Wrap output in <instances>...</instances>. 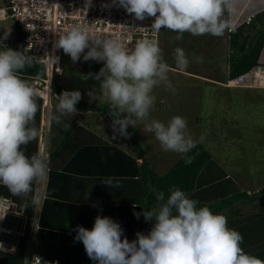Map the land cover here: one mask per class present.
Masks as SVG:
<instances>
[{
    "label": "clouds",
    "instance_id": "clouds-1",
    "mask_svg": "<svg viewBox=\"0 0 264 264\" xmlns=\"http://www.w3.org/2000/svg\"><path fill=\"white\" fill-rule=\"evenodd\" d=\"M91 3L87 0L86 7ZM236 3L237 0H113L137 20L154 17L151 28L159 32L165 27L176 32V40H181L185 32L222 37L236 31L232 19L237 14ZM91 31L73 26L59 34L55 47L63 49L74 63L86 49L84 61L105 62L94 76L97 80L103 78L101 95L94 91L88 95L92 100L102 102L106 98L110 103L114 133L128 137L129 126L145 121L143 130L152 133L165 152L184 155L185 163L190 165L195 157L186 154L203 143L204 136L194 140L182 116H174L166 124L150 119L157 100L154 90L163 86L173 94L176 91L158 41H137L129 51L117 39L93 36ZM8 35L5 32L3 39ZM194 59L203 62L202 57ZM174 61L180 70H187L191 63L180 47L174 50ZM33 63V57L4 48L0 42V184L22 198L33 192L35 183L47 180L49 172L46 156L37 153L29 158L22 148L40 136L35 126L39 91L19 75ZM58 97L57 114L50 119L69 132L68 121L78 112L76 105L82 95L80 91H64ZM123 113L127 116L122 118ZM114 180L112 177L104 182L119 188V182ZM170 193L166 198L164 192H155L158 206L144 212L145 220H155L148 235L137 233V240H122L119 223L97 216L91 230L78 228L76 239L83 242L88 257L98 264H264V260L245 252L241 246L244 237L228 226L225 215L214 213L208 206L198 208L199 202L180 188L173 187ZM40 203V197L33 195L32 206L38 209ZM135 215L139 218V213ZM25 264L29 261L25 260Z\"/></svg>",
    "mask_w": 264,
    "mask_h": 264
},
{
    "label": "trees",
    "instance_id": "trees-1",
    "mask_svg": "<svg viewBox=\"0 0 264 264\" xmlns=\"http://www.w3.org/2000/svg\"><path fill=\"white\" fill-rule=\"evenodd\" d=\"M236 8L237 14L232 19L237 28L236 31L228 33L230 52L227 57L229 64L227 80L244 74L257 66L264 65V0H237ZM39 73L44 74L43 68H37L33 64L32 67L21 71L19 75L21 79L31 82L30 76ZM53 89L57 94L53 98L52 114L54 116L56 115L54 105L59 102L58 96L68 90L60 83L58 75L54 77ZM37 103L38 112L35 117V126L41 132L42 99L40 97L37 98ZM76 107L99 112L103 116H107V114L113 116L110 113L111 105L109 102L89 103L80 100ZM70 124L71 129L73 127L83 129L77 123ZM59 128L60 126L51 119L48 128L50 140L56 139ZM84 130L92 137V140L86 141L81 151L86 153V158L94 162L97 161L92 179L99 180L101 178L104 181L114 177V183L118 181L120 187L115 188L105 184L108 194L99 200L87 203L86 206L75 202L70 197V203L75 204V208L84 209L85 207L84 210L89 211L92 215H97V211L100 210L98 213L102 215L100 217L111 218L114 222L120 224L123 230L121 239L127 238L129 242H132L138 239L137 233L148 235L155 225L154 219L145 220L144 217L145 211H151L158 206L155 192L162 191L167 198L171 194L170 189L177 187L185 191L189 198L197 200L199 202L198 208L208 206L214 213L225 215L228 226L239 231L244 237L241 246L245 252L264 260V187L255 192H249V190L243 188L217 161L204 143H198L195 148L186 154L195 157L190 165L185 163L183 155L165 174H161L152 167L151 159L147 155L150 146L142 144L137 127L129 126L127 131L130 135L128 137L121 136L124 145L105 141L90 129ZM73 131L65 132L63 138L68 139ZM39 138L29 143L32 146L33 155L39 151ZM55 153L56 149L54 150L52 146L50 148L49 143L47 190L40 208L39 228L37 229L36 250L41 255L40 264H98V261L90 259L86 252H58L57 254L50 252L51 242L61 244V242L69 239L63 238L61 232L60 235L56 236V233L53 232L52 223L47 220L48 216L54 214L60 217L68 215L67 208H61L62 202L60 199L55 200V192L52 189L55 186L52 178L63 176L65 172L64 169L61 171L53 169L52 161ZM0 188L6 189L7 187L0 184ZM1 189L0 197L9 196L20 207L24 206L28 212L32 211L31 199L33 192L26 198H22L13 196L8 190L1 191ZM52 206H54L53 209ZM54 210L57 211L54 212ZM136 213H139V218L135 215ZM92 221L94 222L89 223L88 227L94 226L95 219L93 218ZM73 224H76V222H73ZM54 227L62 228L63 226L61 224ZM29 239L28 229L26 235L21 237V256L24 254ZM31 242L34 244L33 239ZM8 252L0 248L1 256L6 255ZM18 263L22 264V261H18Z\"/></svg>",
    "mask_w": 264,
    "mask_h": 264
},
{
    "label": "rangeland",
    "instance_id": "rangeland-1",
    "mask_svg": "<svg viewBox=\"0 0 264 264\" xmlns=\"http://www.w3.org/2000/svg\"><path fill=\"white\" fill-rule=\"evenodd\" d=\"M228 33L215 37L193 36L185 32L181 40H176V32L162 27L159 46L163 50L164 60L170 66L169 76L176 91L173 94L163 86L154 90L157 100L150 119L166 124L174 116L184 117L188 133L193 139L198 141L204 136V145L217 161L243 188L255 192L264 187V89L226 87L212 79L191 77L186 73H202L227 83L228 78L224 76L227 77L229 66ZM11 35L14 40L3 47L18 51L17 34L12 32ZM177 47L182 48L191 61L187 70H180L175 65L174 50ZM61 57L63 72L59 81L68 91H80L81 100L89 103H108L106 98L100 102L99 99L92 100L88 95L90 91L101 95L100 84L103 78L97 80L94 76L104 67L105 62L84 61L81 55L80 60L74 63L63 49ZM194 57H202L203 62L197 63ZM78 66L84 69L79 71ZM123 115L126 117L127 113ZM104 119V123L108 124L107 116ZM145 123L137 121V128L142 144L152 146L148 152L153 157L152 154L158 152L161 146L152 133L143 130ZM93 124L96 134L106 136L103 123L100 122L97 127V120L93 119ZM180 155L163 151L156 160L152 159L153 167L164 174L180 159ZM12 253L9 251L0 256V264H16Z\"/></svg>",
    "mask_w": 264,
    "mask_h": 264
},
{
    "label": "built area",
    "instance_id": "built-area-1",
    "mask_svg": "<svg viewBox=\"0 0 264 264\" xmlns=\"http://www.w3.org/2000/svg\"><path fill=\"white\" fill-rule=\"evenodd\" d=\"M86 3L87 0H0V42L7 47L14 40L11 34L15 32L19 41L18 51L33 57L34 66L44 70V74L31 75L30 83L38 89V97L44 105L38 153L48 159L50 109L57 95L53 80L55 75L60 77L63 72L62 49L55 47L59 34L73 26H82L91 29L93 36L117 39L129 51L137 41L156 40L159 43L161 31L156 32L151 28L154 17L137 20L134 14L130 15L123 7L113 4V0H92L88 7ZM5 32L9 33V39H3ZM87 51L82 55H86ZM226 85L264 88V65L229 79ZM47 180L35 183L33 195H38L41 203L38 209L33 207L31 212L24 206L20 207L11 197H0V248L13 252L22 264H25V260L29 264L41 263V256L33 251L31 240L39 228V212ZM28 229L30 239L21 256V237L26 235Z\"/></svg>",
    "mask_w": 264,
    "mask_h": 264
},
{
    "label": "crops",
    "instance_id": "crops-1",
    "mask_svg": "<svg viewBox=\"0 0 264 264\" xmlns=\"http://www.w3.org/2000/svg\"><path fill=\"white\" fill-rule=\"evenodd\" d=\"M227 68H228L227 77L225 75L224 76L225 79L228 78V73H229V66H227ZM83 69L84 68L82 66L77 67V70L79 71ZM186 73L187 75L191 77H200V78L208 79V80L212 79L213 81L219 82L217 84H220V85L222 84L226 87H231V86L226 85V82H223L221 80H214V78L208 77L202 73L191 72V71H186ZM242 88H248V87H242ZM258 89H261V88H258ZM54 106L56 107V105ZM43 108H44V105H42V108H41V119H43ZM50 110H51L50 113L53 116L52 114L53 105H51ZM93 119L97 120V127L99 126V123L101 122L104 125L103 128L106 129V136L99 135L101 139L111 142V143L118 144V145H124L123 140L121 136L118 134V132L114 133L113 126L108 120V118L107 120L109 121V123L108 124L104 123L105 119L103 115H101L99 112H93L88 109H78V112L74 116H72L70 120L68 121L69 123H73V124L77 123L81 125L83 129H80L78 127H73L71 130H74V131L70 133V135L68 136V139L67 138L64 139L63 137L65 135V132L60 127L56 133V139L50 140L51 141L50 148L52 146L54 150L56 149V153L52 161V167L54 170H59V171L63 169L65 170L63 176L52 178L53 182L55 183V186L52 187V189L55 192L54 198L55 200L60 199V201L62 202L61 208L63 207L67 208L66 210L68 212L67 213L68 215L64 217H60L54 214V215L48 216L47 220L50 223H52V228L54 229L53 232L56 233V236L60 235V232H61L63 235V238H69L68 239L69 242L65 240V242H61V244H59L58 242H54V243L51 242L52 248L50 252L53 254H57L58 252H78V253L86 252L83 242L76 239L78 228L84 227V228L91 230L94 226L88 227V224L91 222H94L92 221L93 218L96 219L97 216H102L98 214L100 210L97 211V215H92L89 211L84 210L85 207L84 209H77L75 208L76 207L75 204L70 203V197H71L75 202L81 203V205L86 206L88 205L87 203H92V201L99 200L108 194L107 186L105 185L106 183L103 180H101V178L99 180L98 179L94 180V178L92 179V175H94V172L96 169L95 166H96L97 161L94 162L93 160L86 158L85 156L86 153H83V151H81L82 150L81 148L84 147L83 145L86 143V141L92 140V137L88 135L84 129H90L91 131L94 132ZM114 136L115 138H113ZM63 142H64V145L62 146ZM146 146H150L149 150H151L152 148L151 145L146 144ZM59 147L60 149L58 152ZM22 148L25 151V154L29 158L33 155L32 146H30L29 144L27 146H22ZM163 151L164 150L161 147H158V152H156L155 154H152L153 157H150L149 155L151 154L147 152L148 157L151 159L152 167H153L152 159L156 160L158 157H160ZM73 160H76V161H73ZM157 166L160 168V165L158 163H157ZM154 169L158 171L159 173L161 172L160 170L156 168ZM2 190L4 191L8 189L7 188L1 189V191ZM46 190H47V187H46ZM65 203L67 205H64ZM53 207L54 206H52L51 208L53 209ZM56 211L57 210H54V212ZM39 217H40V213H39ZM73 222L74 223L76 222V224H73ZM61 224L63 226L62 228L54 227V226H59ZM34 235L35 236L33 238H35V242L33 244V249H34L33 251L39 254L36 250L37 231L35 232ZM13 258L15 259L16 264H19L18 260L14 256Z\"/></svg>",
    "mask_w": 264,
    "mask_h": 264
},
{
    "label": "water",
    "instance_id": "water-1",
    "mask_svg": "<svg viewBox=\"0 0 264 264\" xmlns=\"http://www.w3.org/2000/svg\"><path fill=\"white\" fill-rule=\"evenodd\" d=\"M107 118L109 119L110 123L113 125V123H114V117L111 116L110 114H107Z\"/></svg>",
    "mask_w": 264,
    "mask_h": 264
}]
</instances>
